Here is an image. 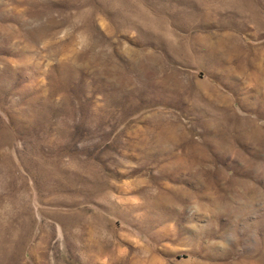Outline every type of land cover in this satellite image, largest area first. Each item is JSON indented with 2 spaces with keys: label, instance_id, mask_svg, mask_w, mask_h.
Masks as SVG:
<instances>
[{
  "label": "rangeland",
  "instance_id": "1",
  "mask_svg": "<svg viewBox=\"0 0 264 264\" xmlns=\"http://www.w3.org/2000/svg\"><path fill=\"white\" fill-rule=\"evenodd\" d=\"M0 264H264V0H0Z\"/></svg>",
  "mask_w": 264,
  "mask_h": 264
}]
</instances>
